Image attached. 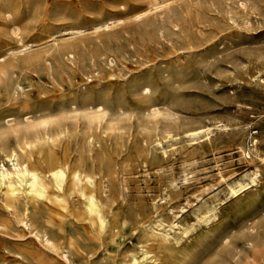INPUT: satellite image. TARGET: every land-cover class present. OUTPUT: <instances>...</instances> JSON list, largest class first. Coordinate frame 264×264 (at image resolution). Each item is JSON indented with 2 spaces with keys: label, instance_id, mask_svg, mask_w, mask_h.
<instances>
[{
  "label": "rangeland",
  "instance_id": "1",
  "mask_svg": "<svg viewBox=\"0 0 264 264\" xmlns=\"http://www.w3.org/2000/svg\"><path fill=\"white\" fill-rule=\"evenodd\" d=\"M0 1L11 12L0 18V67L10 66L13 93L0 90V130L4 114L27 109L61 117L75 96L105 101L113 122L96 162L106 222L75 194L65 204L52 193L34 210L48 247L0 198V264H66L65 247L71 264H134L141 246L153 264H264V0ZM53 35L74 58L58 57ZM201 127L212 130L193 140ZM75 134L31 161L74 158ZM222 177L250 186L232 196Z\"/></svg>",
  "mask_w": 264,
  "mask_h": 264
},
{
  "label": "bare ground",
  "instance_id": "2",
  "mask_svg": "<svg viewBox=\"0 0 264 264\" xmlns=\"http://www.w3.org/2000/svg\"><path fill=\"white\" fill-rule=\"evenodd\" d=\"M10 15H11V12L9 10V4L5 1H0V18H2L4 21H8V19L10 18ZM14 31H16V29ZM53 36H54L53 50L58 49L57 50L58 57L60 58V57L67 56V58L69 57L74 58L75 51L72 49H75V48L71 47V45L70 46L60 45V43L64 41H60L59 43V41L57 42L58 38H55V35ZM101 46L103 47L104 45H101ZM19 47L23 52L33 49L31 43H22L21 46ZM48 49L51 50L52 47ZM106 57L108 58V56ZM34 58L35 57H33V61H34ZM33 61L31 63H33ZM27 63H29V65L31 64L29 61ZM57 64H55V66ZM23 65H26V63H23ZM23 65L22 67H24ZM33 65L32 67L34 68ZM2 67H0V90H2V86L5 84L6 87L3 90L6 93H9L10 87L8 86V83H6V82H9V72L6 69V67L9 68L10 66H6L5 68H2ZM19 67L21 68V64ZM27 68L29 70V66ZM86 74H87V71H86ZM12 75L14 76L15 74L13 73ZM12 75L10 74V76ZM87 92L89 94L90 91L87 90ZM71 99L73 100L72 102H70V107L68 109H65V111L67 110L69 111L61 115V117L53 116V114L51 116L49 115V116L42 117L44 116L43 114L45 115H48V114H46V112L44 113L42 112L43 114L41 113L42 115L40 114L39 116L38 115L39 110H36V109L34 110L27 109L23 112L20 111V113H13V114H7V115L2 114L6 128L0 130V198L3 201L4 207L8 212L12 213V211L21 210L20 218L16 216L15 214L13 215L19 219V222H21L24 226H26L30 230L32 229L37 230L36 220L34 217V210L38 207L39 204L43 203L44 200L50 199V196L52 193L57 194L58 196H60V198L62 197V201L65 204L67 203L68 197L72 194H75L81 200L82 205H83V210L86 214L90 216L97 214L99 215V219L102 224L106 222L104 216H102L103 206L101 202L99 201L98 194L95 191V187H96L98 180L104 178L102 171L96 167V162L98 160L102 161L104 159L103 157L105 153L104 152L105 141L101 138V135L104 133V131H107L105 130V128L108 125H111L113 123L111 119L112 116L110 117L108 105L105 101L93 103V101L89 99L87 96L83 97L81 101L78 100L77 96H75L74 98L71 97ZM58 104H61V103L58 102ZM67 104L68 103L66 102L65 103L66 107L69 106ZM153 110L156 111L155 108H153ZM150 112H147V114ZM81 125L85 126L86 131H83L85 128L83 127L84 128L83 129ZM220 125L222 126V124ZM112 129H111V133H112ZM211 130H212L211 127H201V128L193 129L189 131V136L192 137L193 139V138L200 136L201 134L203 135L209 134ZM75 132L80 140L79 141L77 140V143L75 142L77 145V149L74 148L75 149L73 151L75 154L74 158L70 156L67 160H64V161H61L59 159L51 160L50 162H45L41 164L40 166L35 165L31 161L30 154L33 152L35 148L43 147L47 144H55L63 137L73 136V133ZM76 134L74 135L75 140H76ZM97 151H100V154H98ZM246 153L247 152L244 150L245 155ZM248 155H249V152H248ZM251 174L252 176L250 177L251 178L250 182H255L257 179V176L259 175V169L256 168ZM222 180L228 186V191L230 195L232 196H238L242 191L246 189L247 186H250L248 185V183H244L243 181H240V180H237V181L228 180L227 178H223V177H222ZM245 181H248V180H245ZM208 218H210V215L204 216V220ZM172 226L170 227V230L172 229ZM153 230H155V228ZM170 230L169 232H166L163 234L166 239L171 237ZM38 234L40 235L39 239L41 243H43L44 245L48 247L50 246L52 247L54 245V242L50 235L51 233H49L46 230H44L43 232H39L37 230L36 235L38 236ZM140 251H141V256L138 257L137 255L133 254L130 256V261H132L134 264H153L156 262V259L152 255H149V251L144 246L140 247ZM63 253H64L63 256L65 257L67 263L71 264L70 248L65 247L63 250Z\"/></svg>",
  "mask_w": 264,
  "mask_h": 264
}]
</instances>
